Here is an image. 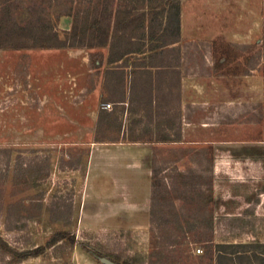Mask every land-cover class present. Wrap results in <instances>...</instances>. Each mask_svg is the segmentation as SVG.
<instances>
[{
    "label": "rangeland",
    "instance_id": "1",
    "mask_svg": "<svg viewBox=\"0 0 264 264\" xmlns=\"http://www.w3.org/2000/svg\"><path fill=\"white\" fill-rule=\"evenodd\" d=\"M171 1L177 36L165 27ZM94 17L109 24L104 47L91 46ZM32 35L64 46L11 47ZM0 46V236L19 249L57 231L76 240L21 262L0 254V264H215L211 241L264 243V0H0ZM128 50L126 66L106 63ZM109 68L124 74L127 105L113 102ZM153 88L150 102L142 93ZM106 103L122 143L96 131ZM147 130L176 141L134 148ZM154 146L173 198L211 186L215 200L212 229L176 246L150 227Z\"/></svg>",
    "mask_w": 264,
    "mask_h": 264
},
{
    "label": "trees",
    "instance_id": "2",
    "mask_svg": "<svg viewBox=\"0 0 264 264\" xmlns=\"http://www.w3.org/2000/svg\"><path fill=\"white\" fill-rule=\"evenodd\" d=\"M171 8H175L174 14L170 16L165 25L166 29L168 26H171V31H175L176 36L179 34L180 29V13L179 7L175 4V1H171ZM89 30L90 38L94 40L93 45L104 47L109 44L107 40L109 34V24L103 23L101 17H94L90 23ZM33 36V35H32ZM54 41H48V38H42L40 36H33L32 42L17 41L12 44V48L18 49L20 47L27 48H58L63 47L64 43L57 40L56 37H53ZM56 40V41H55ZM170 43H165L164 45ZM2 47V46H0ZM133 51L128 50L123 52L117 57L109 56L106 63H114L121 61L118 68H121L123 65L122 58L132 53ZM224 53L222 56H219L214 63L216 68H221L224 66V62L227 59V50H222ZM93 68L99 69L102 66L103 58L99 54L96 58H92ZM104 77L106 78L109 75H113L118 79L117 89L118 97L117 99L123 98L124 95V74L123 72L117 71L115 68L106 69L104 72ZM106 87V84H104ZM153 88L150 92L145 91L141 92L147 97L148 101L151 102V97L153 98ZM131 96L129 95V99ZM155 101V99H152ZM118 102L120 100H113ZM111 114L106 111L105 108L98 109L97 112V121H96V131L97 133L101 131L103 142H121L124 141L119 134H112L109 132V118ZM104 125V126H103ZM103 126V127H102ZM135 141H144L152 144L156 143H170L176 141L171 136L163 131H146L144 137ZM179 141V140H177ZM152 153V186H151V197H150V227L152 231H157V238L162 237L166 246H176L182 243L183 239L186 238L188 233L197 234L200 231L209 232L213 227V205L214 199L211 193V186L206 189V192L201 191L199 188L194 189L192 193H183L180 195L171 196V191L168 188V185L165 181L159 180L156 176L158 170L155 168V154L158 150L157 146H154ZM170 151L178 152L180 155L187 154V148L183 146H177L176 148L170 149ZM190 151V150H189ZM203 154L206 157V162L208 164L209 170L213 164V155H212V146H207L203 150ZM74 157V154H69L68 156ZM88 155V151L84 153ZM69 165H72L69 163ZM48 167V162H47ZM73 167V166H72ZM47 174V170L44 172V175ZM157 180V182H156ZM176 200L181 201L180 204H176ZM14 228L19 229L18 226ZM201 232V233H203ZM163 234V235H162ZM166 236V237H165ZM75 236L67 231H57L51 234L45 241L43 245H38L33 248H23L19 249L10 245L6 240L0 236V254L8 257L13 262H21L28 258L38 257L42 255L47 248H72L75 244ZM158 243V242H157ZM210 249L214 251V263L215 264H264V243L262 242H240V243H213L210 242ZM155 252L151 253V256L154 257ZM115 262V261H114ZM118 263V262H116ZM126 264V263H118Z\"/></svg>",
    "mask_w": 264,
    "mask_h": 264
},
{
    "label": "crops",
    "instance_id": "3",
    "mask_svg": "<svg viewBox=\"0 0 264 264\" xmlns=\"http://www.w3.org/2000/svg\"><path fill=\"white\" fill-rule=\"evenodd\" d=\"M123 84H124V82H123ZM182 92H184V90H182ZM115 100H120L118 102H114L113 101L114 103H117V104H120V105H127L128 104V102H129V94H128L126 88H125V85H124V95H123V98L121 96V98L115 99ZM125 112H127V111L125 110ZM136 140H139V139H136ZM132 141H134V142H132L133 143L132 145H134V143L135 144L137 143L136 144L137 146H134V148H139V149H142V150H144V149L146 150L148 148L147 144H152V143L144 142V141H135V140H132ZM117 143H122V142H117ZM138 143H140V144H138ZM122 147H130V146H122ZM141 157L143 158L144 157V154H141V156L140 155H137V158H136L137 161L140 160V162H142V158ZM131 161L132 160L130 158H128V157L127 158L126 157L125 158H121V162L123 164H125V165H127V163H130Z\"/></svg>",
    "mask_w": 264,
    "mask_h": 264
},
{
    "label": "water",
    "instance_id": "4",
    "mask_svg": "<svg viewBox=\"0 0 264 264\" xmlns=\"http://www.w3.org/2000/svg\"><path fill=\"white\" fill-rule=\"evenodd\" d=\"M99 259L103 264H118L106 257H100Z\"/></svg>",
    "mask_w": 264,
    "mask_h": 264
},
{
    "label": "built area",
    "instance_id": "5",
    "mask_svg": "<svg viewBox=\"0 0 264 264\" xmlns=\"http://www.w3.org/2000/svg\"><path fill=\"white\" fill-rule=\"evenodd\" d=\"M109 107H110V103L103 104V108H109Z\"/></svg>",
    "mask_w": 264,
    "mask_h": 264
}]
</instances>
